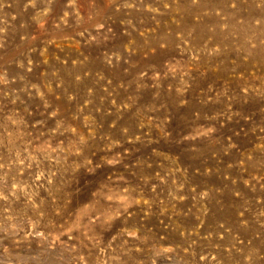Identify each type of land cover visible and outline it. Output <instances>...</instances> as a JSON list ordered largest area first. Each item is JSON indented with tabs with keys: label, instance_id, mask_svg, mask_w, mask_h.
Here are the masks:
<instances>
[{
	"label": "rangeland",
	"instance_id": "1",
	"mask_svg": "<svg viewBox=\"0 0 264 264\" xmlns=\"http://www.w3.org/2000/svg\"><path fill=\"white\" fill-rule=\"evenodd\" d=\"M0 264H264V0H0Z\"/></svg>",
	"mask_w": 264,
	"mask_h": 264
}]
</instances>
